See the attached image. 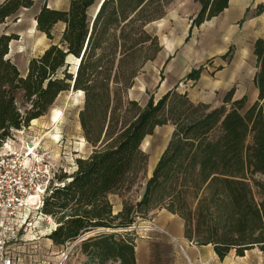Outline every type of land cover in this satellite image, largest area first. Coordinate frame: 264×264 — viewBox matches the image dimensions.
<instances>
[{
  "label": "trees",
  "instance_id": "obj_1",
  "mask_svg": "<svg viewBox=\"0 0 264 264\" xmlns=\"http://www.w3.org/2000/svg\"><path fill=\"white\" fill-rule=\"evenodd\" d=\"M100 1L70 0L66 11L44 5L34 18L36 30L51 40L56 24L64 28L57 43L29 60L24 76L9 58L18 35L0 34V148L14 131L46 115L61 94L82 95L78 119L91 152L48 187L40 209L56 225L48 239L63 247L95 231L77 244L91 263L136 264L135 238L117 231L165 210L183 221L185 238L211 245L219 259L230 251L242 257L255 247L264 250V39L253 44L257 99L246 109L244 98L232 101L233 89L211 108L177 86L141 105L127 96L161 52L149 27L176 0H103L94 15ZM228 1L193 0L199 9L190 31L218 17ZM33 4L0 1V26ZM263 10L258 6L257 14ZM69 58L80 59L74 70ZM200 74L201 68L191 70L185 82ZM166 124L173 132L139 200L124 201L114 214L109 195L132 186L148 160L144 139Z\"/></svg>",
  "mask_w": 264,
  "mask_h": 264
},
{
  "label": "rangeland",
  "instance_id": "obj_2",
  "mask_svg": "<svg viewBox=\"0 0 264 264\" xmlns=\"http://www.w3.org/2000/svg\"><path fill=\"white\" fill-rule=\"evenodd\" d=\"M42 0H36L30 9H22L16 19L8 20L0 26L3 31L18 35V40L9 46V58L17 66L20 74H26L30 59L38 57L51 44L57 43L61 37L62 26L58 24L52 29V39H47L35 28L34 17ZM51 7L65 4L57 0H47ZM198 7L193 0H176L172 2L162 20L150 25L161 46V52L151 62H148L142 72L135 78L132 88L128 92V99L138 101L144 105L152 96L159 99L166 91L177 86L179 92H186L194 103H206L211 108L222 105L226 93L234 90L232 101L245 99V109L257 99V91L253 84L256 72V58L253 55V44L256 33L247 27V20L251 14L239 19L237 14L218 16L190 31L191 20L197 13ZM91 9L89 13H92ZM236 21V22H235ZM70 69L74 70L76 62L69 58ZM201 68V74L196 82H185V77L193 69ZM82 106V95L69 91L61 94L54 106L43 117L34 120L29 127L14 131L0 148V157L16 154L23 156L29 146L39 164L56 175L72 174L75 171V160L85 158L91 152L90 145L85 141L79 124L78 114ZM229 107V106H227ZM173 127L166 124L154 129L147 136L141 150L148 156L144 169L137 175L130 188L122 189L110 195L113 212L117 213L118 206L124 201L138 200L144 191L146 181L166 147ZM8 144V148L5 146ZM161 210L151 212L146 220L136 219L129 232L137 240L155 229L147 223L153 221ZM38 217V216H37ZM30 216L27 225L19 232L24 238H34L38 243L27 247L31 258L25 264H57L67 250L70 254L64 264H97L91 263L80 251L77 244L72 242L63 247L55 246L48 241V231L43 218ZM34 220L39 222L35 225ZM117 232H123L117 231ZM92 231L84 238L93 236ZM38 238V239H37ZM83 238V240H84ZM78 240V239H77ZM27 245L26 241H21ZM26 246H24L25 248ZM72 247V248H71ZM104 264H117L106 262Z\"/></svg>",
  "mask_w": 264,
  "mask_h": 264
},
{
  "label": "crops",
  "instance_id": "obj_3",
  "mask_svg": "<svg viewBox=\"0 0 264 264\" xmlns=\"http://www.w3.org/2000/svg\"><path fill=\"white\" fill-rule=\"evenodd\" d=\"M35 1L36 0H34V2ZM57 1L60 3L62 0ZM69 2L70 0H65L64 5L57 4L51 7L47 0H42L37 13L44 5L49 9L66 11L69 7ZM195 5L199 9L198 4L195 3ZM258 6L264 7V0H229L227 9H225L219 17L237 14L239 19H241L245 15L251 14L250 18L247 20V27L250 28L253 33L257 34L254 38L255 42L257 39H264V10L257 14ZM58 24L62 26V32L64 24ZM108 198L111 203L110 195ZM121 209L122 206H118L117 213L120 212ZM147 220V223L150 226H154L155 229L147 227V229L150 230L149 233L135 240L136 264H264V250L258 247L246 251L242 257H237L234 251H230L223 259H219L211 245L197 246L185 238L183 221L177 215H172L165 210H161L153 221ZM33 221L35 225H39V222H36L34 219ZM49 233L48 231V234ZM48 234L45 235L48 236ZM47 240L50 241L49 239ZM21 241H26L27 245ZM35 243H38V240H32L25 235L23 238L18 233V242L16 245L11 246V251L9 253L13 259V264L27 263L31 258L30 254L33 253L29 251L30 247L27 246ZM24 246L26 247L24 248Z\"/></svg>",
  "mask_w": 264,
  "mask_h": 264
},
{
  "label": "built area",
  "instance_id": "obj_4",
  "mask_svg": "<svg viewBox=\"0 0 264 264\" xmlns=\"http://www.w3.org/2000/svg\"><path fill=\"white\" fill-rule=\"evenodd\" d=\"M30 156L26 152L23 156L0 157V264H13L9 254L11 246L18 242V233L27 225L30 216L43 218L47 230L54 226L51 217L43 215L40 209L55 174ZM69 254L70 250L63 253L57 264H64Z\"/></svg>",
  "mask_w": 264,
  "mask_h": 264
},
{
  "label": "bare ground",
  "instance_id": "obj_5",
  "mask_svg": "<svg viewBox=\"0 0 264 264\" xmlns=\"http://www.w3.org/2000/svg\"><path fill=\"white\" fill-rule=\"evenodd\" d=\"M75 62H76V65H75V68H76L77 63H78V60H75ZM5 148H8V144L5 146ZM26 151H29V152H28V155H29V156L34 154L33 148H31V146H29L28 149H27Z\"/></svg>",
  "mask_w": 264,
  "mask_h": 264
},
{
  "label": "water",
  "instance_id": "obj_6",
  "mask_svg": "<svg viewBox=\"0 0 264 264\" xmlns=\"http://www.w3.org/2000/svg\"><path fill=\"white\" fill-rule=\"evenodd\" d=\"M102 1H103V0L100 1V3L98 4L97 8L95 9L94 15L97 13V11H98V9H99V7H100ZM79 61H80V59L78 60L77 66H78V64H79ZM77 66H76V68H77Z\"/></svg>",
  "mask_w": 264,
  "mask_h": 264
}]
</instances>
